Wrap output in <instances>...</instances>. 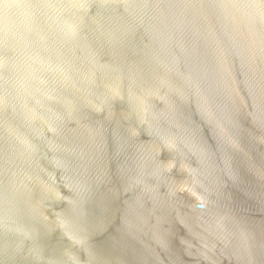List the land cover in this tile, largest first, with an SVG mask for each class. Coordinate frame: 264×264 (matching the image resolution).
<instances>
[{
  "label": "water",
  "instance_id": "95a60500",
  "mask_svg": "<svg viewBox=\"0 0 264 264\" xmlns=\"http://www.w3.org/2000/svg\"><path fill=\"white\" fill-rule=\"evenodd\" d=\"M0 264H264V0H0Z\"/></svg>",
  "mask_w": 264,
  "mask_h": 264
}]
</instances>
